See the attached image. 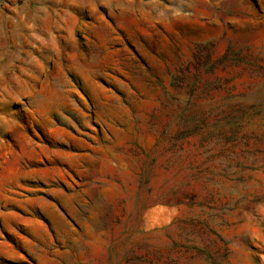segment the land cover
Segmentation results:
<instances>
[{
	"label": "rangeland",
	"instance_id": "374dc122",
	"mask_svg": "<svg viewBox=\"0 0 264 264\" xmlns=\"http://www.w3.org/2000/svg\"><path fill=\"white\" fill-rule=\"evenodd\" d=\"M0 264H264V0H0Z\"/></svg>",
	"mask_w": 264,
	"mask_h": 264
}]
</instances>
